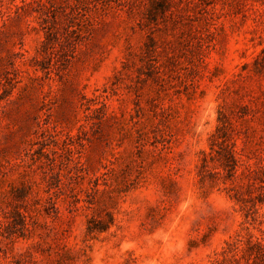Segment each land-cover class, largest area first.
<instances>
[{"label": "rangeland", "instance_id": "1", "mask_svg": "<svg viewBox=\"0 0 264 264\" xmlns=\"http://www.w3.org/2000/svg\"><path fill=\"white\" fill-rule=\"evenodd\" d=\"M260 161L264 0H0V264H264Z\"/></svg>", "mask_w": 264, "mask_h": 264}, {"label": "trees", "instance_id": "2", "mask_svg": "<svg viewBox=\"0 0 264 264\" xmlns=\"http://www.w3.org/2000/svg\"><path fill=\"white\" fill-rule=\"evenodd\" d=\"M228 139L229 136L226 133V129H220V126H218L216 128V133L212 136L210 152L204 153L203 155L204 159L216 156L222 169L225 170L226 173H229V176H232L237 170L239 160L236 157V152L232 148V145L228 143ZM214 146L217 147V150L214 149ZM243 173L247 177L249 190L254 189L258 191L255 199L263 203L264 200L261 199V197L262 195L264 196V161H260L254 168L246 166Z\"/></svg>", "mask_w": 264, "mask_h": 264}]
</instances>
